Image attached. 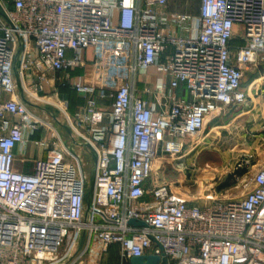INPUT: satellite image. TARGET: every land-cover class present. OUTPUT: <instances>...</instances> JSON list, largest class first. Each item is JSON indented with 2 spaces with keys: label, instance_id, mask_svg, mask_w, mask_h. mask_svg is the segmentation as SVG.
I'll return each instance as SVG.
<instances>
[{
  "label": "built area",
  "instance_id": "built-area-1",
  "mask_svg": "<svg viewBox=\"0 0 264 264\" xmlns=\"http://www.w3.org/2000/svg\"><path fill=\"white\" fill-rule=\"evenodd\" d=\"M166 3L0 0V264H79L91 240L103 249L118 244L121 259L154 254L166 264H264V163L249 179L239 178L231 195L202 202L200 189L190 193L177 178L152 177L157 160L183 171L206 117L246 101L241 84L248 69L264 81V0H200L192 17L166 12ZM170 24L187 35L166 32ZM18 39L27 99L44 96L48 86L68 85L80 95L111 100L102 108L89 97L76 123L68 118L89 146V169L77 154L67 159L53 131L56 140L31 172L14 167V148L47 126L17 90L12 64ZM87 48L91 82L71 80L70 72L85 65ZM152 66L169 76L170 92L157 78L154 89H145L154 91L150 104L134 95V83ZM180 86L189 100L174 94ZM163 97L168 106L157 112ZM261 122L264 128V115Z\"/></svg>",
  "mask_w": 264,
  "mask_h": 264
},
{
  "label": "crops",
  "instance_id": "crops-1",
  "mask_svg": "<svg viewBox=\"0 0 264 264\" xmlns=\"http://www.w3.org/2000/svg\"><path fill=\"white\" fill-rule=\"evenodd\" d=\"M199 5L200 0H167L165 11L168 13H185L189 17H192L198 14ZM189 22V20H186L184 25L188 27ZM165 31L168 33H175L177 35H187V30L185 28H180L175 24L166 26ZM83 57L86 59L85 65L72 70L70 72V79L87 83L91 82L92 76V50L90 48L85 49L83 51ZM246 73H249L248 78L242 80L241 84V89L247 91L248 94L246 101L213 111L204 121V128L202 133L199 135V140H203L206 136L209 137L210 135L215 137L218 136L219 140L221 135L218 131L223 130L225 131L222 134V138H225L223 140L236 138L237 136L238 140L246 141L245 136L250 135L252 138H247L248 141H251L250 143L256 140V142H259L256 146L257 149L260 146L264 147V128L261 124V119L264 115V81H256L257 72L246 71ZM159 77H162L165 81L166 92L169 93V76L166 73H161L157 67L152 66L147 68L145 71L141 70L137 73L134 83V95L136 97L146 99L150 104H152L154 102V91L147 92L145 89H154L157 78ZM255 84H260L259 89H261V94L258 96H256L258 92L255 89ZM45 92H51L52 95L60 96L62 101L66 104L68 118L72 123H76V116L85 110L87 98H94L97 104L102 108L110 107L111 102L110 99L98 97L96 93H93L89 97L80 95L72 90L68 85H54L53 88L48 86L46 87ZM174 94L184 100L190 99L183 86L175 89ZM167 106L168 100L166 97H163L161 98L160 103L155 105V110L157 112H161L166 110ZM103 123H108L107 119H105ZM205 129H208L206 134ZM39 139L42 141L41 145L35 143V140ZM54 140H56V138L54 139L51 137V132L49 130H36L32 135H29L25 145H18L14 148V167L23 172H31L33 170L34 160L43 156L46 149L52 145V141L54 142ZM252 147L253 146L250 148ZM165 161L167 162V160ZM199 163L200 161L197 157H195L190 163H188V165L185 163V165L188 166H185V169L190 168L191 166H195V169H197L200 165ZM208 163L209 162L205 160L204 166L208 165ZM156 166H161V162ZM162 167L165 168L164 173L166 172L163 174L164 177L169 180H173L172 176H174L175 173L179 175L185 172L183 170L178 173L172 169L170 163H165ZM152 177L153 179L158 180V177L154 176V174ZM176 178L178 179V176ZM120 257L121 255L118 244L113 243L103 249L98 241L91 240L83 255L82 261L79 264H129L128 258L121 259Z\"/></svg>",
  "mask_w": 264,
  "mask_h": 264
},
{
  "label": "rangeland",
  "instance_id": "rangeland-1",
  "mask_svg": "<svg viewBox=\"0 0 264 264\" xmlns=\"http://www.w3.org/2000/svg\"><path fill=\"white\" fill-rule=\"evenodd\" d=\"M261 65L264 67V64ZM247 71L250 72L249 69ZM48 76H51V74H48ZM247 78L248 75L244 74L243 80ZM34 97L35 99L31 98L28 100L40 107H49L51 109L46 112L43 108H37L34 105L29 108L31 112L35 113L47 125L39 129L49 130L50 132L53 131L55 135L61 138L68 149L69 155H67V159H72L70 153L77 154L79 158H83L85 167L89 169V156L85 152L84 146L81 144V139L78 138L74 132L73 137L69 136L57 122H68V110L60 96L52 95L51 92H48L44 96L37 97L34 95ZM54 112L57 114L56 119L52 116ZM207 132L208 129H205V134ZM218 132L221 135L219 140L218 136H206L188 155L185 156L186 165H188V163H190L195 157L198 158L200 165L197 169H195V166H191L190 168L184 169V173L179 175L175 173V177L172 176L173 180L178 176V181L181 187L190 193L200 189V194L203 199L200 200L201 202L208 200L213 196L223 197L231 195L237 190L235 189V184L239 178L242 177L249 179L250 175L264 163V147L260 146L257 149L256 146L259 142L254 140L250 143L251 141L247 140L248 137L252 138L250 135L245 136L246 141L238 140L237 136L236 138L223 140L225 138H222V134L225 131L219 130ZM251 146L253 147L250 148ZM163 158L170 161V158L167 156ZM205 160L209 163L204 166ZM158 162L159 161L157 160L154 163L153 174L161 180L164 178L163 174L166 172L163 173L164 169H162V165L159 167L156 166ZM237 170L243 172L238 174ZM225 181L229 184L222 186V183Z\"/></svg>",
  "mask_w": 264,
  "mask_h": 264
},
{
  "label": "water",
  "instance_id": "water-1",
  "mask_svg": "<svg viewBox=\"0 0 264 264\" xmlns=\"http://www.w3.org/2000/svg\"><path fill=\"white\" fill-rule=\"evenodd\" d=\"M23 45L21 41L18 39L17 42V47L16 51L14 54L13 58V64H12V70H13V75L15 78V83L17 90L19 92L20 98L22 102L27 106V107H32L34 105L37 108H43L44 111H50L51 109L49 107H40L39 105L31 103L23 94L22 92V87H21V80H20V73H19V65H20V59H21V53H22ZM246 75H249V73H245ZM39 94H42L40 91ZM56 112L52 114V116L56 119ZM60 127L64 130L65 133H67L69 136L73 137V130L68 122H59L57 121ZM85 145V144H84ZM84 147L89 148V146L85 145ZM91 155L93 160L95 159L94 152L91 151ZM92 189H93V176L91 174L88 175L87 181L85 183V205H86V210L88 209L91 201V194H92ZM86 213V212H85ZM130 224H137V225H144V223L140 220L136 219H130L129 220ZM82 240H79V245H81ZM128 263L129 264H166V258L164 256H159V255H154V254H143L139 256H131L128 258Z\"/></svg>",
  "mask_w": 264,
  "mask_h": 264
},
{
  "label": "trees",
  "instance_id": "trees-1",
  "mask_svg": "<svg viewBox=\"0 0 264 264\" xmlns=\"http://www.w3.org/2000/svg\"><path fill=\"white\" fill-rule=\"evenodd\" d=\"M233 43H235V41H232ZM264 68V67H263ZM243 171H241V170H237V173L238 174H241ZM227 184H229L228 182H224V183H222V186H226Z\"/></svg>",
  "mask_w": 264,
  "mask_h": 264
}]
</instances>
